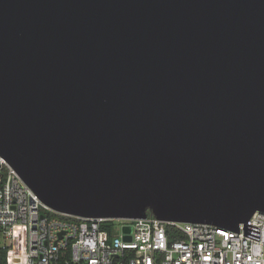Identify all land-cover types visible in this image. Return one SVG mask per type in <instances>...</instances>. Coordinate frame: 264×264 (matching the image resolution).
I'll return each mask as SVG.
<instances>
[{"label": "water", "instance_id": "water-1", "mask_svg": "<svg viewBox=\"0 0 264 264\" xmlns=\"http://www.w3.org/2000/svg\"><path fill=\"white\" fill-rule=\"evenodd\" d=\"M0 156L58 213L238 230L264 212V0H0Z\"/></svg>", "mask_w": 264, "mask_h": 264}, {"label": "built area", "instance_id": "built-area-1", "mask_svg": "<svg viewBox=\"0 0 264 264\" xmlns=\"http://www.w3.org/2000/svg\"><path fill=\"white\" fill-rule=\"evenodd\" d=\"M1 258L4 264H264V212L238 230L154 215L58 213L0 156Z\"/></svg>", "mask_w": 264, "mask_h": 264}, {"label": "trees", "instance_id": "trees-1", "mask_svg": "<svg viewBox=\"0 0 264 264\" xmlns=\"http://www.w3.org/2000/svg\"><path fill=\"white\" fill-rule=\"evenodd\" d=\"M45 212L48 213V214H50V215L61 216L60 214H57V213H54V212H50V211H46V210H45ZM150 215H152V214L150 213ZM2 263L4 264V258H1L0 259V264H2Z\"/></svg>", "mask_w": 264, "mask_h": 264}, {"label": "snow or ice", "instance_id": "snow-or-ice-1", "mask_svg": "<svg viewBox=\"0 0 264 264\" xmlns=\"http://www.w3.org/2000/svg\"><path fill=\"white\" fill-rule=\"evenodd\" d=\"M206 259H207V257H206Z\"/></svg>", "mask_w": 264, "mask_h": 264}]
</instances>
